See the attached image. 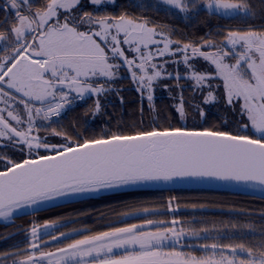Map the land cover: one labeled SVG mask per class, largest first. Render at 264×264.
Returning <instances> with one entry per match:
<instances>
[{"label": "snow or ice", "instance_id": "obj_1", "mask_svg": "<svg viewBox=\"0 0 264 264\" xmlns=\"http://www.w3.org/2000/svg\"><path fill=\"white\" fill-rule=\"evenodd\" d=\"M160 13L209 30L190 38ZM180 184L264 192V0H0V222L32 217L0 264H264V225L178 219L175 196L92 225L38 215Z\"/></svg>", "mask_w": 264, "mask_h": 264}, {"label": "trees", "instance_id": "obj_2", "mask_svg": "<svg viewBox=\"0 0 264 264\" xmlns=\"http://www.w3.org/2000/svg\"><path fill=\"white\" fill-rule=\"evenodd\" d=\"M152 15H157L155 12H150ZM158 18L171 24L173 27L179 30L180 33H188L190 38H199L204 35L209 29L204 25L203 20L199 21V27L201 31H195V26L186 27V21L177 20L174 17H165L159 15ZM238 21L233 20H217L213 18L210 24L215 30L217 24L222 26L237 25ZM187 96V95H185ZM134 99L136 97H133ZM132 98V99H133ZM155 103L158 108L165 110L166 106L172 103L170 97H156ZM138 108L136 103H132L130 115H132V109ZM138 119V115H137ZM170 196L177 197L179 202L178 209H184L182 213H177L178 219L192 220L196 219L198 222L207 221L208 226L211 227L215 222L217 226H220V222H232L247 224L252 223L257 228L264 225V221L260 219L264 214V200L254 199L247 196L230 194L226 192L206 191V190H150V191H134L113 194L103 196L95 199H90L82 202L67 204L63 206L53 207L47 210L41 211L38 215L41 217H58L75 215L77 213H84L87 221H93L92 224L99 222L101 214L110 213L112 207H122L126 203L138 202V201H163L165 204ZM195 205V207H193ZM175 207V204H174ZM201 209V210H198ZM247 213L245 216L229 215V213ZM171 217H169L170 219ZM32 219L31 216L18 217L14 223L9 225L0 224V232L6 230L0 234V247L8 242L14 241V237H5L10 227L16 223H26ZM90 224V223H88ZM8 229V230H7ZM5 237V238H4ZM1 252V251H0Z\"/></svg>", "mask_w": 264, "mask_h": 264}, {"label": "water", "instance_id": "obj_3", "mask_svg": "<svg viewBox=\"0 0 264 264\" xmlns=\"http://www.w3.org/2000/svg\"><path fill=\"white\" fill-rule=\"evenodd\" d=\"M150 190H161L158 188H144V187H129V188H124L120 189L118 191H105L101 192L99 195H93V196H87L83 198H79L75 201H72L71 203L67 204H72V203H77V202H82L90 199H95L103 196H108V195H113V194H119V193H126V192H134V191H150ZM171 190H206V191H217V192H226L230 194H236V195H242V196H247L251 197L254 199H259V200H264V192H261L259 190H247V189H241V188H236V187H228V186H221V185H208V184H180L174 186ZM67 204H57L56 206L52 207H47L45 210L57 207V206H63ZM21 217V216H20ZM0 224L4 225H9L0 222Z\"/></svg>", "mask_w": 264, "mask_h": 264}, {"label": "flooded vegetation", "instance_id": "obj_4", "mask_svg": "<svg viewBox=\"0 0 264 264\" xmlns=\"http://www.w3.org/2000/svg\"><path fill=\"white\" fill-rule=\"evenodd\" d=\"M159 15H164V14L160 13ZM230 26L234 27L236 25H230ZM224 27H228V26H224ZM177 32L180 33L178 29H177ZM124 86L128 87V81L124 82ZM122 95L124 96V101H125L124 108H123V111L125 113V119H129L131 117V115H130L131 109L130 108L132 106V103H136V106H138V94L134 90H132V91H126V92L122 93ZM155 95H156V97H164V98L170 97L169 93L167 91L163 90L162 88H157ZM176 95L179 96V90L178 89L176 90ZM185 95H189V93L186 92ZM133 97H136V98L134 99ZM114 102L117 104L116 111H117V114H119V112L121 111V109L119 108V104H120L119 98L115 97ZM111 110L112 109L110 108L109 111H111ZM78 111H82V109H80ZM73 115H75V113H69V115L66 119L70 120ZM198 210H201V209H198ZM183 211H185V210L184 209H177V213H182ZM87 223H90V225H92L93 221H87ZM23 226H26V223H22V222L16 223L15 225H13L12 227L9 228L11 230L6 232L7 234L5 237H7V236H8L7 238H9L10 236L14 237V241L11 243L8 242L7 244H4L3 246H1L0 247L1 252L9 250L11 248V245L17 243L19 240L22 239L21 236L16 235L15 233L17 232L18 228L23 227ZM75 226L79 227L81 225H75ZM4 231H6V230H3L2 232H4ZM2 232H0V234Z\"/></svg>", "mask_w": 264, "mask_h": 264}]
</instances>
